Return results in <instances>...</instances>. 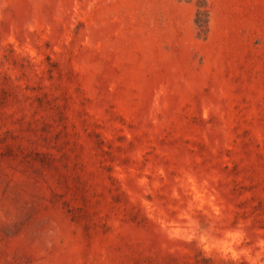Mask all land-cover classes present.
Returning <instances> with one entry per match:
<instances>
[{
    "label": "rangeland",
    "instance_id": "rangeland-1",
    "mask_svg": "<svg viewBox=\"0 0 264 264\" xmlns=\"http://www.w3.org/2000/svg\"><path fill=\"white\" fill-rule=\"evenodd\" d=\"M0 264H264V0H0Z\"/></svg>",
    "mask_w": 264,
    "mask_h": 264
}]
</instances>
